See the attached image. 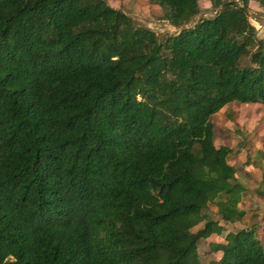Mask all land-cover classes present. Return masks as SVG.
Segmentation results:
<instances>
[{"label":"trees","instance_id":"1","mask_svg":"<svg viewBox=\"0 0 264 264\" xmlns=\"http://www.w3.org/2000/svg\"><path fill=\"white\" fill-rule=\"evenodd\" d=\"M208 1L187 26L198 0H148L178 28L157 34L103 0H0V264H264L256 226L204 212L245 214L209 116L264 106L250 0Z\"/></svg>","mask_w":264,"mask_h":264},{"label":"rangeland","instance_id":"2","mask_svg":"<svg viewBox=\"0 0 264 264\" xmlns=\"http://www.w3.org/2000/svg\"><path fill=\"white\" fill-rule=\"evenodd\" d=\"M103 1L157 34L174 33L178 29L163 20L161 9L148 0ZM197 4L198 13L185 25H191L199 17L212 15L213 9L208 0H198ZM247 19L255 29L256 37L264 40V7L250 0L247 4ZM244 62L245 59L242 60ZM209 121L212 125L213 144L225 145L231 149L226 160L234 168L235 180L244 188L238 207L245 214L238 222L226 223L219 220L213 204H208L204 212L211 220L218 221L222 233L256 226L255 236L264 253V106L260 103L231 101L211 114ZM220 239V236L211 234L197 241L196 253L201 263L219 257V253L210 248V243Z\"/></svg>","mask_w":264,"mask_h":264}]
</instances>
